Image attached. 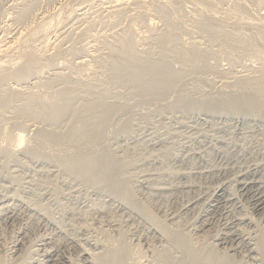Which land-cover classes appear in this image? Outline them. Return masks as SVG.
I'll list each match as a JSON object with an SVG mask.
<instances>
[{
	"label": "rangeland",
	"instance_id": "obj_1",
	"mask_svg": "<svg viewBox=\"0 0 264 264\" xmlns=\"http://www.w3.org/2000/svg\"><path fill=\"white\" fill-rule=\"evenodd\" d=\"M0 52V264H264V0H0Z\"/></svg>",
	"mask_w": 264,
	"mask_h": 264
},
{
	"label": "bare ground",
	"instance_id": "obj_2",
	"mask_svg": "<svg viewBox=\"0 0 264 264\" xmlns=\"http://www.w3.org/2000/svg\"><path fill=\"white\" fill-rule=\"evenodd\" d=\"M233 11V10H232ZM58 15V14H57ZM57 18H58V16H57ZM57 18H54V19H57ZM61 18V17H60ZM60 18H58V19H60ZM251 18V17H250ZM258 18V17H257ZM244 19V18H243ZM52 20H53V18H52ZM257 20V19H256ZM45 21V20H44ZM57 21H60V20H57ZM249 21V20H248ZM48 22H50V21H48ZM47 21L45 22L46 24L48 23ZM50 23H53L52 21L50 22ZM55 23V22H54ZM53 23V24H54ZM58 22H56V24H57ZM60 23V22H59ZM260 23V22H259ZM263 23V22H262ZM46 24H44L45 26H46ZM52 25V24H51ZM48 26H49V23H48ZM256 26V25H255ZM56 27V26H55ZM54 27V28H55ZM47 29V28H46ZM5 31V30H4ZM6 37V36H5ZM33 37V36H32ZM20 38V37H19ZM27 38V37H26ZM32 39V38H31ZM10 45V44H9ZM16 46V45H15ZM11 48V47H10ZM5 49H7V47L5 48ZM9 49V48H8ZM8 51V50H7ZM26 52V51H25ZM32 52V51H31ZM1 53V52H0ZM13 56V55H12ZM19 56V55H18ZM17 56V57H18ZM22 57V56H21ZM23 57H25L24 55H23ZM18 58H20V57H18ZM13 59H15L16 60V62L18 63V61H17V58H12V60ZM24 59V58H23ZM9 60V59H8ZM12 60H10V62L12 61ZM14 61V60H13ZM12 61V62H13ZM16 62H14V63H16ZM2 62H0V64H1ZM3 64V63H2ZM12 64V63H11ZM12 66H13V64H12ZM14 66H16L15 64H14ZM29 70V69H28ZM1 71V70H0ZM21 130V129H20ZM26 133V132H25ZM23 131H19V132H17V136L15 137V139H16V141H17V146H19V147H21V146H23L25 143H27L26 141H27V139H26V136L24 135L25 134ZM27 135V134H26ZM29 142V141H28ZM16 143V142H15ZM5 145V144H4ZM15 145V144H14ZM16 146V145H15ZM16 149H19V148H16Z\"/></svg>",
	"mask_w": 264,
	"mask_h": 264
}]
</instances>
